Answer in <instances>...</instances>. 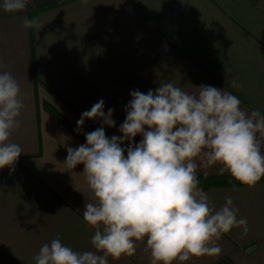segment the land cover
<instances>
[{
	"label": "crops",
	"instance_id": "obj_1",
	"mask_svg": "<svg viewBox=\"0 0 264 264\" xmlns=\"http://www.w3.org/2000/svg\"><path fill=\"white\" fill-rule=\"evenodd\" d=\"M25 19L40 27L25 29ZM0 65L25 103L10 137L23 152L0 169V264H35L40 247L57 237L75 251L94 250V229L83 219L91 195L84 166L64 164L65 145L85 144V134L102 126L89 119L77 132L81 114L102 99L116 124L104 125L105 133L120 136L130 93L165 82L189 93L210 85L237 96L243 110L264 114V0H30L12 13L0 7ZM199 175L221 174L216 166ZM203 189L217 209L231 196L249 232L242 237L233 228L219 241L218 257L183 264H264V179L254 188ZM144 248L138 243L135 256L109 264H150Z\"/></svg>",
	"mask_w": 264,
	"mask_h": 264
},
{
	"label": "clouds",
	"instance_id": "obj_2",
	"mask_svg": "<svg viewBox=\"0 0 264 264\" xmlns=\"http://www.w3.org/2000/svg\"><path fill=\"white\" fill-rule=\"evenodd\" d=\"M29 2L3 0L0 7L8 13L24 11ZM22 26L40 27L34 19ZM197 89L189 93L165 82L146 94L132 91L121 135L111 138L104 125L116 126L113 109L105 114L102 99L81 114L77 132L89 119L101 120L102 126L85 134V144L65 145L64 164L84 166L91 195L83 219L94 229V250L75 251L57 237L40 247L35 264H109V258L135 256L141 242L150 264H183L218 257L219 241L233 228L247 236L248 221L238 218L232 197L217 209L200 186L198 172L218 166L221 175L254 188L264 177V114L243 110L240 99L224 90ZM24 108L18 81L0 72V169L13 167L23 152L10 137L21 127ZM138 135L142 139L135 143Z\"/></svg>",
	"mask_w": 264,
	"mask_h": 264
},
{
	"label": "trees",
	"instance_id": "obj_3",
	"mask_svg": "<svg viewBox=\"0 0 264 264\" xmlns=\"http://www.w3.org/2000/svg\"><path fill=\"white\" fill-rule=\"evenodd\" d=\"M200 181V186L202 188H207L214 185H231V184H239L235 180L232 179L230 175H212V176H198ZM264 177L261 178L263 180Z\"/></svg>",
	"mask_w": 264,
	"mask_h": 264
}]
</instances>
